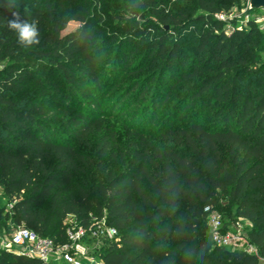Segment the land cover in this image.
Wrapping results in <instances>:
<instances>
[{
    "label": "trees",
    "instance_id": "trees-1",
    "mask_svg": "<svg viewBox=\"0 0 264 264\" xmlns=\"http://www.w3.org/2000/svg\"><path fill=\"white\" fill-rule=\"evenodd\" d=\"M240 4L247 0H196L195 8L125 0L138 23L154 20L142 63L152 69L98 116L116 79L113 70L106 91L90 47L96 32H55L27 51L8 23L18 13L40 32L41 4L0 0V62L10 61L0 72V189L14 227L63 242L68 216L84 227L103 219L116 232L101 247L103 264H258L213 245L203 209L225 200L252 226L248 242L264 259V34L249 21L227 35L213 19ZM182 36L193 40V57L182 52ZM107 42L118 48L114 66L141 72L144 65L130 69L137 47L128 48L129 36L112 33ZM32 89L37 98L22 99ZM174 90L178 100L154 132ZM0 264L41 263L0 251Z\"/></svg>",
    "mask_w": 264,
    "mask_h": 264
},
{
    "label": "rangeland",
    "instance_id": "rangeland-1",
    "mask_svg": "<svg viewBox=\"0 0 264 264\" xmlns=\"http://www.w3.org/2000/svg\"><path fill=\"white\" fill-rule=\"evenodd\" d=\"M38 1L41 4L42 17L44 19L43 28L39 32V44H35L31 47L26 48L27 51L38 49L46 39L50 38L53 33H57L59 36H65L75 29L79 28L82 25H86L96 32L95 39L92 41L90 46L94 55L96 56L97 65L99 68V74L101 75L100 80L105 81L104 88L106 91L112 86L113 78L116 79V86L112 89L109 94L105 92L102 96L106 95L102 102H100V109L97 115L105 116L110 110L112 99H114L129 83L133 81L144 80L146 76L151 71L152 67L142 64L145 51L149 48L151 37L155 36L154 33L147 32V27L150 23H154V20L138 23L137 18L130 17L126 12L127 7L125 5V0H30ZM168 3H178L182 6L195 8L196 0H167ZM240 4L239 6H232L229 11H225L224 14L215 16L214 20H219L223 24L221 29L225 31L228 35L229 31L232 28L245 30L248 27V22L253 21L261 16H264V10L260 11H250L248 8V0L246 7ZM199 14L198 11L195 12V15ZM257 31L260 35L264 34V30H261L255 23ZM199 30V26L196 28H188L184 35L193 36ZM98 31V32H97ZM129 32V34H126ZM187 32V34H186ZM117 33L120 38L130 37V43L128 44L129 49L137 47V51L133 57H131L130 69H135L139 65H144V68L141 72L137 74H127L125 70H121V67L114 66V62L118 59V48L115 43H108L107 38L110 34ZM126 34V35H125ZM182 34V35H183ZM190 36H182L181 40H185L181 44V50L187 56L193 57V45L194 42L191 40ZM184 37V38H183ZM175 41V36L170 40V42ZM264 62V52L259 54L258 63ZM10 63L9 60H4L0 62V72L1 70ZM134 65V67H133ZM146 65V66H145ZM114 71L113 78L112 73ZM129 70V68H128ZM111 81H110V80ZM254 83V82H252ZM180 90V89H179ZM178 90V91H179ZM34 90L27 92L22 99H27L31 95V98H37L34 93ZM174 90L169 97V100L160 112H158V120L154 124V132H159L161 130V123H159V118H163L165 113L169 112L173 105L177 102L178 96L177 92ZM49 99L52 100V96L48 95ZM46 96V97H47ZM30 98V99H31ZM180 107L184 106L186 102H180ZM191 108L185 110L183 116L177 121L173 122V125L181 123V120L185 117L187 113L190 112ZM125 116H129L126 112ZM209 114L206 112L205 117ZM64 117H60L57 122H60ZM108 121V120H106ZM110 123L115 127H119L121 122L118 119L117 114H114L110 119ZM161 122V121H160ZM205 122V120H202ZM129 125V124H127ZM10 204L7 202V199L3 196L2 190L0 189V251H5L11 253L13 248H5V243L7 242L14 225L11 223L10 219L7 218V211L10 208ZM221 219L222 227H224L229 233L235 234L240 233L242 235L248 234L252 226L245 221L238 219L234 214V207L228 204L225 200H222L220 209H213ZM207 226V223H205ZM243 245L242 242L239 243ZM103 243L94 242L89 246L88 251L95 257L100 256L101 247Z\"/></svg>",
    "mask_w": 264,
    "mask_h": 264
},
{
    "label": "built area",
    "instance_id": "built-area-1",
    "mask_svg": "<svg viewBox=\"0 0 264 264\" xmlns=\"http://www.w3.org/2000/svg\"><path fill=\"white\" fill-rule=\"evenodd\" d=\"M261 30H264V16L253 19ZM205 221L214 246L230 251H242L255 256L258 264L264 259L258 256L256 249L248 242L247 234L229 233L220 216L210 207L203 209ZM116 237L114 229L108 227L103 219H92L84 227L74 217L68 216L64 221V241L55 242L49 238L39 237L22 226L12 229L5 243V248H13L11 253L32 258L41 264H103L101 259L92 255L88 249L91 244L103 243ZM242 242L243 245L239 243Z\"/></svg>",
    "mask_w": 264,
    "mask_h": 264
},
{
    "label": "clouds",
    "instance_id": "clouds-1",
    "mask_svg": "<svg viewBox=\"0 0 264 264\" xmlns=\"http://www.w3.org/2000/svg\"><path fill=\"white\" fill-rule=\"evenodd\" d=\"M14 19L10 20L8 27L17 34L19 44L28 48L39 44V29L36 21L22 20L18 13H13Z\"/></svg>",
    "mask_w": 264,
    "mask_h": 264
},
{
    "label": "water",
    "instance_id": "water-1",
    "mask_svg": "<svg viewBox=\"0 0 264 264\" xmlns=\"http://www.w3.org/2000/svg\"><path fill=\"white\" fill-rule=\"evenodd\" d=\"M249 10H264V0H248Z\"/></svg>",
    "mask_w": 264,
    "mask_h": 264
}]
</instances>
